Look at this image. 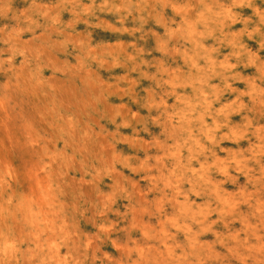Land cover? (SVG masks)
I'll list each match as a JSON object with an SVG mask.
<instances>
[{
	"label": "rangeland",
	"instance_id": "374dc122",
	"mask_svg": "<svg viewBox=\"0 0 264 264\" xmlns=\"http://www.w3.org/2000/svg\"><path fill=\"white\" fill-rule=\"evenodd\" d=\"M90 4L0 0V264L6 243L38 249L45 229L34 257L44 264H92L94 255L119 264L130 239L137 253L159 242L164 251L151 255L161 264H259L264 117L241 105L260 70L259 38L225 30L210 39L183 16L169 26V9L129 36L113 31L125 12L123 27L137 23L127 0ZM109 47L121 50L116 66L87 58ZM233 52L251 63L225 89ZM98 156L119 161L120 175H94ZM48 201L60 209L51 219Z\"/></svg>",
	"mask_w": 264,
	"mask_h": 264
},
{
	"label": "clouds",
	"instance_id": "9594fccd",
	"mask_svg": "<svg viewBox=\"0 0 264 264\" xmlns=\"http://www.w3.org/2000/svg\"><path fill=\"white\" fill-rule=\"evenodd\" d=\"M96 0H91V5H94ZM106 3L107 0H104ZM128 6L132 9L133 12H136L135 20L137 23L132 28L123 27V22L132 15L131 12H125L120 15L118 23L119 27H114L113 31L118 33H127L129 36H132L134 33L141 32L144 28V25L147 23L148 19H151L155 14L162 13L164 9H169L173 12V16L169 19V26L176 24V17L183 16L190 21V26L195 28L198 32L203 33L207 38H214V34L219 33L220 37L225 34V30L229 31V34L234 36H247L248 39H252L253 35L259 38V46L255 53H253L254 58L259 63V72L258 74L251 78L248 83L253 85L252 89L249 90L245 88L242 96L248 97V104H244L241 101V105L244 108H248L249 112H252V108L249 105H254L257 107V110L260 113L261 117H264V57H261L260 53L264 52V0H127ZM249 9L250 12L248 15H244L243 10ZM103 10V8H101ZM235 23H239L241 28L235 32L231 33V26ZM98 27L99 23L93 25ZM243 44H239V48L243 49ZM216 49L213 48V51ZM120 51L116 48H105L102 50H96L89 48L87 50V58L89 59H98V66L102 67L105 64H112L116 66V58L120 55ZM235 58L234 64L228 65L229 73L225 77L226 83L224 84L225 89L228 87V82L235 81H244V77L238 71H234L236 68H245L250 65V61H242L240 53L233 52L231 54ZM229 57H225L228 59ZM10 59V58H9ZM6 61L0 60V63H5ZM215 100V97H213ZM237 99H240L238 97ZM175 115V113H173ZM217 115H220L217 113ZM254 115V114H253ZM222 127H227V121L217 125L216 131L219 132V129ZM251 124L249 123V128ZM248 131V129H245ZM261 139H264V126L260 129ZM226 138L225 135L221 134L219 139ZM241 139H244V134L240 136ZM216 148H219V141L214 145ZM222 151V149H221ZM98 163H100V172L97 173L96 169L93 168V174L107 175L108 172L114 173L117 176L120 175V172L117 171L115 165L120 163L119 161H113L110 158L101 159V157L96 158ZM49 165H55V160H49ZM58 167V166H57ZM124 167H129L128 164H121V169ZM107 168L108 172H105ZM131 170V169H130ZM53 169L51 167L46 169L45 175L51 176ZM127 187L126 184L120 186V190L123 191ZM43 212L49 218H54L57 216V213L60 211L59 208L55 206L51 201L45 202L43 204ZM50 230L45 229L40 233L42 236L41 244L42 246L38 249L28 248L23 252L16 246L17 243H23V240L14 242L12 244H5L3 248V264H44L43 259L35 260L34 257L39 252H44L47 247V241L49 235H45V232ZM261 236L264 237V232L261 233ZM56 239L57 242H61L64 239V235L61 231H57L51 237ZM7 239V238H6ZM31 243V241H30ZM247 243V242H246ZM159 247V242L155 245L148 242L147 240L143 241L142 246L139 249V253H144L141 255L137 253V244L135 240L128 241V251L120 259L119 264H161V261L155 259L151 253L154 248ZM159 251L162 253L164 249L159 247ZM255 251L254 248H245V259L249 260V257L252 255V252ZM27 253V255H25ZM19 254V255H18ZM87 259V257H85ZM97 257L94 255L92 257V264H96ZM109 257H104L103 264H107ZM83 264V261L79 262ZM249 264H253L249 260ZM259 264H264V259L259 261Z\"/></svg>",
	"mask_w": 264,
	"mask_h": 264
},
{
	"label": "bare ground",
	"instance_id": "6f19581e",
	"mask_svg": "<svg viewBox=\"0 0 264 264\" xmlns=\"http://www.w3.org/2000/svg\"><path fill=\"white\" fill-rule=\"evenodd\" d=\"M216 71V70H215Z\"/></svg>",
	"mask_w": 264,
	"mask_h": 264
}]
</instances>
